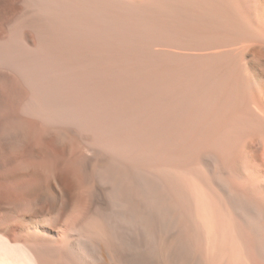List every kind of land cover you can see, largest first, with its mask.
I'll use <instances>...</instances> for the list:
<instances>
[{
    "label": "bare ground",
    "instance_id": "bare-ground-1",
    "mask_svg": "<svg viewBox=\"0 0 264 264\" xmlns=\"http://www.w3.org/2000/svg\"><path fill=\"white\" fill-rule=\"evenodd\" d=\"M2 1L4 2L0 0V3ZM13 1L10 0L8 3ZM67 1L74 3V7L80 6L79 4L90 7L92 3L99 2V0ZM100 1L109 7L119 5L121 11L127 15L140 14L141 16L136 17L133 22V27L140 30L147 32L159 28L161 34L167 37L169 30L174 29L181 35H179L181 40L196 43V46L194 44L187 47L188 54L192 52V56L197 54L201 57H225L227 67L219 66L212 72L200 70L205 80L204 84L196 85V88L191 87L192 85H181L180 82V86L178 84L174 88L172 87L175 83L169 88H167L169 85L165 87L164 83L158 85L156 79L169 78L170 72H163L157 68L155 70V66L154 70L146 68L150 60L147 58L150 55L148 53L145 54L146 57L140 55L141 58L138 59L146 60L142 63L145 65L144 69L141 66L139 67L141 69H134L130 67L132 65L130 63L128 69L124 71L109 69L106 73L102 72L103 78L101 77L99 81L105 77L109 79L110 76L113 78L112 85L115 84L114 79L119 82V85L115 84L117 85L115 88L114 85L107 88L106 85L110 81L107 83L102 80L105 82L104 87L102 84L98 87L101 94L99 97L103 99L105 96V102L107 105L111 104L114 111H111V106L109 111L112 113L107 112L104 118L99 113L98 118L101 117L103 120H95L97 117H90L95 108L90 113L87 110L86 113L90 116L85 113L84 119L80 118L86 128L81 127L82 122L80 123L77 116L71 125L62 123V119L57 120L59 123L54 121L52 126L59 129L57 131L65 143L57 156L55 155L58 163L56 170L51 173L39 170L41 161L37 159L34 142L43 145L49 139L54 140L55 136H50L40 122L30 123L28 139L25 140L24 136V139L21 138L25 142L22 140L20 142L19 137L17 139L15 136L5 135V129L11 120L24 117L21 113L28 100L26 93L19 88V83L16 84L15 80L2 79L0 176L9 178L3 184L0 182V264H264V59L258 54L264 52V0ZM50 2L51 5H55L60 3V0H40L38 5L36 4L39 6L38 11L50 13L48 5ZM60 5L58 9L61 8ZM63 5L66 4L62 3V7ZM101 5L103 6V3ZM33 7L35 8L34 5ZM103 11L102 9L99 13L102 14ZM55 12L52 10L54 17L57 15L59 18L60 11ZM119 14L115 13L113 16L111 14V18L119 21ZM47 15L46 17L50 16ZM80 15V20L90 26L92 22L88 21L89 17L88 19L84 17L91 15L83 16L81 13ZM134 15L132 14V17ZM59 19L60 25L66 24L67 20ZM92 21L94 22L93 19ZM99 21V24H103ZM36 22L39 23L38 20ZM40 22L44 24L43 20ZM29 23L36 25L34 22ZM239 24L241 27H238ZM55 27L58 28V25ZM79 30L81 32V29ZM28 36L25 40H28ZM169 38L170 35L167 39ZM58 39L60 40V37ZM46 40L48 41V38ZM67 43L71 46L69 42ZM52 44L50 43L51 46ZM84 44L82 48H88ZM155 45H158V42ZM57 47L59 49L61 45ZM151 48L153 50V47ZM134 49L129 48V52L132 53L130 50ZM138 49L137 53L140 52ZM96 54L98 55L97 51ZM72 59L74 61V57ZM153 59L155 61V58ZM156 63L158 62L152 64ZM80 65L75 66L80 70ZM84 65L87 66L86 62ZM69 67L71 70L72 66ZM159 67L161 69V66ZM59 70L62 72L60 68ZM87 71L91 72L88 69ZM30 73L32 76V72ZM86 74L90 75L87 72ZM86 74L83 73V76L86 77ZM218 79L223 83L220 87L212 84L213 80ZM52 91L55 92L53 89ZM86 92L89 93V90ZM86 92H83L85 96ZM55 93L57 95V92ZM50 96L52 97L51 94ZM99 100H95L96 103ZM73 101L76 105L79 102ZM28 106L32 113H41L43 109L39 104ZM89 108L92 109L91 106ZM24 118L22 120L26 122Z\"/></svg>",
    "mask_w": 264,
    "mask_h": 264
},
{
    "label": "rangeland",
    "instance_id": "rangeland-1",
    "mask_svg": "<svg viewBox=\"0 0 264 264\" xmlns=\"http://www.w3.org/2000/svg\"><path fill=\"white\" fill-rule=\"evenodd\" d=\"M10 1V0H9ZM9 1H7V0H4V2L2 1L1 3H0V51L2 50V48H3V50L0 52L1 54H0V81H2V79L3 80H5V79H10V80H12V81H14L15 80V82H16V84L17 83H19L18 84V86L20 85V87L19 88H21V90L23 89V92H25L26 93V95H27V106H25L22 110V113H21V115H22V117L24 118V120H26V122L25 121H23L21 118H16V120L14 121V120H11L10 121V123H11V125H10V123L7 125V127H6V129H5V135H8V136H15L17 139H18V137L20 138L19 140H20V142H25V140H27L28 139V135H29V133H30V123L31 122H33V121H38V122H40L41 123V125L43 126V127H45L46 128V130H47V133L51 136V135H53V136H55V139L54 140H51V139H49V140H47V141H45L44 143H43V145H38L36 142H34V149H35V153L37 154V159H39V161H41V164H40V162H39V165L41 166V167H38L39 168V170L40 171H42V172H44V173H51L53 170H56V166H57V163H58V161H57V159H56V156H57V154L61 151V147H63V144L65 143V141H64V139L59 135L60 134V132L59 131H57V130H59V129H57L56 127H53L52 125H53V123H55V122H58L57 120H59L60 121V119H62V123H66L67 125H71L73 122H74V120L76 119L75 117L77 116V118H79V121H80V118L82 119H84V117L86 116V115H88V117L90 116L89 115V113H90V111L91 112H93L94 111V109L93 108H95V111H94V113L96 112V111H98V113H93L95 116H93V114L90 116V117H92V118H94V117H97V118H94L95 120L97 119H101V117H99L98 118V115H99V113H101L100 114V116H103L102 118H104L105 116H107V114L109 113H112L114 110H113V106L111 105V104H109L108 103V105H107V103L105 102V96H103V99H101L99 96H101V94L98 92L99 90V88L98 87H101V84L103 85V87H104V83L102 82V80H104V81H106L107 83L110 81V83H111V85H110V83H106L105 85L107 86V88H112L113 87V85H114V88L117 86V85H115V84H118L119 85V82H117L115 79L113 80V83L115 82V84H113L112 85V79L113 78H111L110 76H109V79L107 78V77H105V79H101L100 81H99V79L102 77L101 75H103L102 74V72H104V73H106V70H109L110 69V71H111V69H112V71L114 70V71H124V69H128V67L130 66V63L133 65H131L130 67H132V68H134V69H144V67H145V65H143L142 63H144L145 61L143 60H138V59H140L142 56L143 57H146V53H148V55L149 56H147V58H149L150 60L148 61V63L146 64V68L148 67V68H151V69H153L154 70V68H153V66H155V70H156V68H157V70H162L163 72H170L169 73V80L166 78V79H164V80H161V79H163V78H157L156 79V81H157V84L159 85V84H165V87L167 86V85H169L167 88H169L170 87V85L172 84V86H173V84H174V86L172 87V88H174V87H176V86H178V84H179V82L181 83V85L183 84V85H189V86H191V87H197V86H200V84H202L203 82H204V77H202L201 76V74H200V72H202V71H200V70H211V72L212 71H214V69L216 68V67H221V68H226L227 67V59H225V57H216V56H207V57H201V56H198L197 54H196V56L194 55V56H192V52H190L189 54H188V51H187V47H189V46H193L194 44V46H196V43H194V42H192V41H188V40H181V35L180 34H178L177 32H175V30L174 29H171V31L169 30V33L167 34V37H169V35H170V38H169V40L167 39V37H164V36H166L165 34L163 35V34H161V29L159 30V28H155V29H153V31H147L146 32V30H140L139 28H136L135 26V28L133 27V22H134V20H136V17H138L139 15H137V13L135 14V13H130V15H127V14H125V12H123V11H121V8L120 7H118V6H116V5H112V6H108V4L106 5L108 8H106V6H105V2H103V1H100L99 0V2H96V3H92L91 5H90V7L89 6H85L84 4H79L80 6H75L74 7V3H72V2H70V1H67V0H60V3H61V5H60V3L58 2L57 4H55V5H51V2L48 4L49 5V9H51V11H50V13H52V10H53V12H55L56 10L58 11H60L59 12V14H58V16H60L59 18H61V19H63V20H67L66 21V24H63L64 23V21H63V23H62V21H61V23L63 24V25H60V23H58L59 22V18H57V15H55V17H54V13H52V14H50V13H48V11H46V12H44V11H38L39 10V6L37 7V5H38V3L40 2V0H39V2H38V0H14L13 1V3L12 2H10V4L8 3ZM32 1H34V2H32ZM37 1V2H36ZM62 1V2H61ZM28 2V3H27ZM103 3V6L101 5L102 3ZM3 3V4H2ZM62 3H64V4H66L65 6L63 5V7H62ZM68 3H70V4H68ZM101 3V4H100ZM12 4H14V5H12ZM24 4V5H23ZM35 6V8H37V9H35L34 7H33V5ZM37 4V5H36ZM60 5V7L62 8H60V9H58V7H59V5ZM70 5V6H68V5ZM72 4V5H71ZM74 4V5H73ZM99 6H98V5ZM95 5V6H94ZM29 6V7H28ZM55 6L57 7V8H55ZM73 6V7H72ZM118 7L117 9H115L116 7ZM27 7V8H26ZM53 7V8H52ZM66 7V8H65ZM67 7H69V8H67ZM70 7H72V8H70ZM85 8V9H83V8ZM87 7V8H86ZM96 7L98 8V9H96ZM100 7V8H99ZM115 7V8H114ZM18 8V9H17ZM32 8V9H31ZM76 8H78V9H76ZM91 8H95V9H92L91 10ZM63 9H65V10H63ZM68 9H70V10H68ZM75 9V10H74ZM81 9V10H80ZM87 9H88V11H87ZM102 9L104 10L103 12H101L102 14H100L99 13V11L101 10L102 11ZM105 9H108V10H105ZM120 9V10H119ZM17 10H18V12H17ZM32 10V12H30ZM84 10V11H83ZM85 10L87 11V12H85ZM91 10V11H90ZM94 10H95V12H94ZM97 10H98V12H97ZM112 10H115V12H113ZM16 11V12H15ZM57 11L55 12V13H57ZM62 11V12H61ZM64 11L65 12H67L66 14L64 13ZM34 12H37L36 14L34 13ZM77 14H76V13ZM83 12V13H82ZM93 13V14H90V13ZM97 12V13H96ZM104 12H106V13H104ZM108 12H109V14H108ZM123 13V14H121V13ZM7 13V14H6ZM17 13V14H16ZM25 13V14H24ZM40 13H42V14H44V16L42 15V14H40ZM62 13V14H61ZM80 13L83 15V16H86V15H91V16H93V17H91V16H87V17H84L85 19L87 18L88 19V17H89V19H88V21L90 20V22H92V23H90V26H89V24L88 23H86V24H84V21H81L80 20V18H79V16H81L80 15ZM88 13V14H87ZM99 13V14H98ZM103 13H104V15H103ZM119 14L118 15V17L120 18V20L119 21H117L116 19L115 20H113V18H111L112 16H113V14ZM18 14H20V15H18ZM30 14H32V15H30ZM33 14H35V16L38 18H36V17H34V15ZM40 14V15H39ZM48 14V15H47ZM70 16H69V15ZM98 14V15H97ZM111 14H112V16H111ZM132 14L134 15L133 17H132ZM12 15V16H11ZM16 15V16H15ZM24 15V16H23ZM29 15V16H28ZM39 15V16H38ZM46 15L47 16H49V17H46ZM63 17H62V16ZM76 15V17L74 18V16ZM102 15V16H101ZM107 15V16H106ZM3 16V17H2ZM7 16V17H6ZM21 16V17H20ZM27 16V17H26ZM31 16V17H30ZM65 16H66V18H65ZM78 16V17H77ZM96 16H98V18L96 17ZM103 16H104V18H103ZM106 16V17H105ZM109 16H110V18H109ZM123 16V17H122ZM141 16V15H140ZM18 17V18H17ZM39 17H41L40 18V20H39ZM46 17V18H45ZM50 17H52V18H50ZM54 17V18H53ZM96 17V18H95ZM107 17L109 18V19H107ZM124 17H125V19H124ZM135 17V18H134ZM7 18V19H6ZM23 18V19H22ZM33 18H35L34 20H33ZM50 18V19H49ZM73 19V21L71 22V20ZM77 18V19H76ZM100 18V19H99ZM122 18V19H121ZM133 18V19H132ZM12 19V20H11ZM19 19V20H18ZM21 19V20H20ZM25 19V20H24ZM32 21H31V20ZM53 19H56V20H58V21H56V20H53ZM69 19V20H68ZM71 19V20H70ZM76 19V20H75ZM92 19L94 20V22L92 21ZM97 19H99V20H97ZM128 19V20H127ZM15 20V21H14ZM38 20V22L39 23H41L40 21L41 20H43L44 22V24L42 25V23L41 24H36L37 21ZM46 20H48V21H50V22H48V21H46ZM79 20V21H78ZM102 20V21H101ZM105 20V21H104ZM130 20V21H129ZM12 21V22H11ZM15 23H14V22ZM20 21V22H19ZM25 24H20V23H22V22ZM25 21V22H24ZM53 21H56V22H53ZM68 21H70L69 23H68ZM82 23H81V22ZM96 21V22H95ZM98 21L99 22H101V23H103V24H99L98 23ZM110 21V22H109ZM111 21H114L113 23L111 22ZM121 21H124V22H121ZM129 21V22H128ZM29 22H34L36 25H33V24H30ZM45 22H47V23H45ZM74 22H75V24H77L76 26H74L75 24H74ZM77 22H79V23H77ZM109 22V23H108ZM130 22H132V23H130ZM19 23V24H18ZM97 23V24H96ZM112 23V24H111ZM17 24V25H16ZM58 25V28H56L55 26H57ZM73 26H72V25ZM80 24V25H79ZM83 24V25H82ZM88 24V25H87ZM93 24V25H92ZM96 26H95V25ZM105 24V25H104ZM16 25V26H15ZM20 27H19V26ZM28 25V26H27ZM39 25H41V26H39ZM45 25V26H44ZM49 25H52V26H49ZM66 27H65V26ZM92 25V26H91ZM98 25H99V27H98ZM113 25H115V26H113ZM129 25V26H128ZM39 26V27H38ZM49 26V27H48ZM59 26H61V27H59ZM109 28H108V27ZM126 26V27H125ZM241 27V25L239 24L238 25V27ZM15 27V28H14ZM28 27V28H27ZM44 27H45V30H44ZM51 27V28H50ZM62 27H65V28H62ZM71 28V29H69V28ZM74 27V28H73ZM83 27H86V28H83ZM92 27V28H91ZM95 27L96 28H99V29H95ZM102 29H101V28ZM118 27V28H117ZM21 28V29H20ZM34 28V29H33ZM41 28H42V30H41ZM60 28V29H59ZM76 28V29H75ZM125 28H126V30H125ZM130 28L132 29V30H130ZM15 29V30H14ZM49 29H50V31H49ZM62 29H64L63 31H62ZM73 29V30H72ZM79 29H81V32H79L80 30ZM105 29V30H104ZM121 29V30H120ZM123 29V30H122ZM135 29V30H134ZM18 30V31H17ZM28 30V31H27ZM31 30H32V32H31ZM34 30V31H33ZM44 30V31H43ZM47 30L49 31V32H47ZM55 30V31H54ZM57 30V31H56ZM78 30V31H77ZM88 30V31H87ZM130 30V31H129ZM156 30V31H155ZM16 31V32H15ZM22 31H24V32H22ZM46 31V32H45ZM62 31V32H61ZM72 31V32H71ZM77 31V32H76ZM86 31H87V33H86ZM98 31V32H97ZM132 31H133V33H132ZM136 31H138V32H136ZM143 31H145V32H143ZM18 32V33H17ZM21 32V33H20ZM27 32V33H26ZM29 32V33H28ZM40 32H41V34H40ZM57 32V33H56ZM74 32V33H73ZM78 32H79V34H78ZM102 32V33H101ZM112 32V33H111ZM140 32H141V34H140ZM159 32H160V34H159ZM23 33H24V35H23ZM52 33V34H51ZM60 33V34H59ZM64 33V34H63ZM99 33V34H98ZM134 33H136L135 35H134ZM155 33H156V35H155ZM170 33H172V34H174V35H176L175 37H174V35H171ZM176 33V34H175ZM10 34V35H9ZM16 34V35H15ZM46 34H50V35H46ZM71 34V35H70ZM87 34V35H86ZM129 34H130V36H129ZM158 34V35H157ZM8 35V36H7ZM11 35H12V37H11ZM19 35H21V36H19ZM26 35V36H25ZM29 35V36H28ZM31 35H33V36H31ZM52 35H54V36H52ZM102 35V36H101ZM160 35V36H159ZM161 35H162V37H161ZM180 35V36H179ZM15 36V37H14ZM28 36V40H25V37H27ZM37 36V37H36ZM60 37V40L58 39L59 37ZM67 36V37H66ZM70 36V37H69ZM154 36H156V37H154ZM6 37V38H5ZM17 37V38H16ZM21 39H20V38ZM50 37H53V38H51L50 39ZM56 37H58V38H56ZM76 37V38H75ZM106 37V38H105ZM142 37H144V38H146V39H142ZM180 37V38H179ZM10 38V39H9ZM33 38V39H32ZM38 38H39V40H38ZM43 38L45 39V40H43ZM48 38V41L46 40ZM120 38V39H119ZM126 38V39H125ZM164 40H163V39ZM172 38H175L174 40L175 41H177L176 43L174 42V40L172 39ZM18 41H17V40ZM81 39V40H80ZM90 39V40H89ZM108 39V40H107ZM118 39V40H117ZM130 41H129V40ZM160 39V40H159ZM171 39V40H170ZM180 39V40H179ZM21 40V41H20ZM41 40V41H40ZM44 42H43V41ZM71 42H70V41ZM78 40V41H77ZM100 40V41H99ZM139 42H137V41ZM140 40V41H139ZM142 40V41H141ZM161 40H163L162 42H161ZM173 40V41H172ZM179 40V41H178ZM8 41H10V42H8ZM26 41H28V42H26ZM35 41V42H34ZM77 41V42H76ZM80 41V42H79ZM136 41V42H135ZM147 41V42H146ZM154 41H156V43L158 42V45H155L156 43L154 42ZM160 41V42H159ZM3 42H4V44H3ZM15 42V43H14ZM20 43V44H18V43ZM26 42V43H25ZM52 42H54L53 44H52ZM55 42H57V43H55ZM63 42H64V47H63ZM67 42H69L70 44L69 45H71V46H68V43ZM119 44H118V43ZM154 42V43H153ZM169 42V43H168ZM191 42L193 43V44H191ZM8 44V45H6V44ZM38 43V44H37ZM41 43H43V44H41ZM46 43V44H45ZM50 43L52 44V46L50 45ZM82 45H81V44ZM85 43V44H84ZM91 44V46H89L90 44ZM154 44V46H151V47H153V50H151L152 48L149 46V45H151V44ZM172 43V44H171ZM17 44V45H16ZM26 44V45H25ZM41 44V45H40ZM59 44V45H58ZM83 44H84V46H88V48L89 47H92V48H89V50H87L88 48L86 47V49H84L85 47H83L82 48V46H83ZM88 44V45H87ZM93 44V45H92ZM116 44V45H115ZM170 45L169 47H168V45ZM182 44H184V45H182ZM2 45V46H1ZM29 45V46H28ZM47 45V47H45ZM61 45V47L59 48L60 49V51H59V49H58V47L57 46H60ZM145 45V46H144ZM163 45L165 46V47H163ZM177 45V46H176ZM179 45V46H178ZM184 46L183 48H182V46ZM21 46H23V47H21ZM25 46V47H24ZM77 46V47H76ZM79 46V47H78ZM81 46V47H80ZM126 46V47H125ZM132 46V47H131ZM141 46H142V48H141ZM177 47V51L178 52H176V47ZM186 46V47H185ZM2 47V48H1ZM11 47V48H10ZM20 47V48H19ZM43 47V48H42ZM57 47V48H56ZM110 47H112V48H110ZM127 47H128V49H127ZM146 47V48H145ZM5 48L7 49L6 51H5ZM21 49V50H19V49ZM62 48V49H61ZM81 50H80V49ZM94 48V49H93ZM97 48V49H96ZM119 48V49H118ZM123 48V49H122ZM129 48H135L134 50H130V51H132V53L131 52H129ZM139 48V49H138ZM147 48H149L148 50H147ZM171 48V49H170ZM175 48V49H174ZM13 49H15V50H13ZM22 49H23V51H22ZM30 49V50H29ZM36 49V50H35ZM56 49H57V51H56ZM63 49H65V50H63ZM79 49V50H78ZM103 49V50H102ZM107 49V50H106ZM109 49V50H108ZM126 49V50H125ZM136 49H138L140 52L139 53H137L138 51L136 50ZM171 51H170V50ZM10 50V51H9ZM12 50V51H11ZM27 50V51H26ZM41 50V51H40ZM63 50V51H62ZM68 50V51H67ZM82 50H85V51H82ZM93 50V51H92ZM95 50V51H94ZM125 50V51H124ZM144 50L146 51V52H144ZM167 50V51H166ZM5 51V52H4ZM18 51V52H17ZM33 51V52H32ZM39 51V52H38ZM48 51V52H47ZM87 51V52H86ZM96 51H97V53H98V55L96 54ZM112 51V52H111ZM119 51V52H118ZM149 51V52H148ZM153 51V52H152ZM157 51V52H156ZM166 51V52H165ZM168 51H170L169 53H168ZM3 52V53H2ZM29 52H30V54H29ZM42 52V53H41ZM77 52V53H76ZM89 52H91V54H89ZM93 52V53H92ZM104 52V53H103ZM131 53V54H129V53ZM137 54H135V53ZM141 52H144V54H142ZM152 52V53H151ZM156 54H155V53ZM165 52V53H164ZM26 53V54H25ZM48 53V54H47ZM57 53V54H56ZM65 53H71L72 55H65ZM88 53V54H87ZM126 53V54H125ZM195 53V52H194ZM3 54H4V57H3ZM5 54H7L6 56H5ZM9 54V55H8ZM13 56H12V55ZM17 56H16V55ZM32 54L34 55V56H32ZM76 56H75V55ZM96 54V55H95ZM102 54V55H101ZM108 54V55H107ZM111 54V55H110ZM146 54V55H145ZM151 54H153V55H151ZM185 54H188V55H185ZM191 54V55H190ZM258 54L262 57V59H264V52L262 51V52H258ZM18 55H25V56H21V57H19ZM40 55V56H39ZM49 55V56H48ZM51 55V56H50ZM83 57H82V56ZM101 55V56H100ZM125 55V56H124ZM138 57H136V56ZM140 55H141V57H140ZM145 55V56H144ZM2 56V57H1ZM7 56H8V58H7ZM10 56V57H9ZM15 56V57H14ZM26 56H30L29 58L31 59H29L28 57H26ZM48 56V57H47ZM71 56V57H70ZM78 56V57H77ZM80 56H81V58H80ZM85 56V57H84ZM88 56V57H87ZM90 56H92V60L90 59ZM94 56H96V57H94ZM100 56V57H99ZM17 57V58H16ZM23 57V58H22ZM38 57V58H37ZM45 57V58H44ZM62 57V58H61ZM70 59H69V58ZM74 57V61L76 62H74L73 61V58ZM78 59H77V58ZM126 57V58H125ZM131 57V58H130ZM133 57V58H132ZM199 57V58H198ZM3 58V59H2ZM12 58V59H11ZM14 58V59H13ZM16 58V59H15ZM51 58H52V61H51ZM56 58V59H55ZM59 58H61V59H59ZM64 58V59H63ZM84 58V59H83ZM153 58H155V61H153L154 59ZM181 58V59H180ZM197 58V59H196ZM8 59V60H7ZM17 59H18V61H17ZM24 59V60H23ZM34 59V60H33ZM37 59H39V61L37 60ZM66 59V60H65ZM68 59H69V61H68ZM93 59H94V62L95 63H93ZM101 59V60H100ZM113 59H115V60H113ZM125 59V60H124ZM176 59V60H175ZM6 60V61H5ZM12 60V61H11ZM27 60V61H26ZM41 60H43V61H41ZM45 60V61H44ZM55 60V61H54ZM71 60V61H70ZM87 60H88V62H87ZM98 60V62H96V61ZM105 60H107V61H105ZM110 60H112V61H110ZM31 61V62H30ZM49 61V62H48ZM62 61H63V63H62ZM114 61V62H113ZM158 62V63H156V64H152L153 62ZM20 62V63H19ZM22 62H24V63H22ZM26 62V63H25ZM28 62V63H27ZM33 62V63H32ZM66 62H68V63H66ZM82 62V63H81ZM85 62H86V65L87 66H85L84 64H85ZM124 62H126V63H124ZM137 62V63H136ZM171 62H173V63H171ZM30 63H32V64H30ZM55 63H56V65H55ZM121 63H123L122 65H121ZM151 63V64H150ZM160 63V64H159ZM164 64V65H161V64ZM191 63V64H190ZM13 64V65H12ZM27 64V65H26ZM30 64V65H29ZM34 64H36V65H34ZM38 64V65H37ZM49 64V65H48ZM58 64V65H57ZM81 64V65H80ZM83 64V65H82ZM89 64H91V65H89ZM102 64V65H101ZM115 64V65H114ZM134 64H135V66H134ZM136 64H137V66H136ZM148 64H149V66H148ZM159 64V65H158ZM165 64H167V65H165ZM169 64V65H168ZM257 64V63H256ZM32 65V66H31ZM41 65V66H40ZM43 65V66H42ZM53 65H54V67H53ZM72 66L71 68V70H73V71H76V72H78L77 74L74 72L73 73V71H71L70 70V67L69 66ZM74 65V66H73ZM75 65H80V70L78 69V66H75ZM93 65H94V67H93ZM95 65H96V67H97V70H96V67H95ZM110 65H112L111 66V68H105V67H110ZM125 67H124V66ZM150 65H152L151 67H150ZM178 65V66H177ZM13 66V67H12ZM15 66V67H14ZM31 66V67H30ZM66 66V67H65ZM83 66V67H82ZM90 66H92V67H90ZM100 66V67H99ZM113 66H114V68H113ZM116 66H117V68H116ZM141 66V68H139ZM159 66H161V69H160V67ZM20 67V68H19ZM27 67V68H26ZM33 69L32 71H30L31 69ZM40 67H41V69H40ZM42 67H44V68H42ZM49 67V68H48ZM52 67L53 68H57L56 70L54 69H52ZM63 67V68H62ZM75 67H77V68H75ZM85 67V68H84ZM102 67V68H101ZM127 67V68H126ZM136 67V68H135ZM164 67H165V69H164ZM168 67V68H167ZM177 69H176V68ZM185 67V68H184ZM203 67V68H202ZM213 67V68H212ZM259 69H260V66L258 65L257 66ZM26 68V69H25ZM30 70H29V69ZM48 70H47V69ZM59 68L61 69V71L62 72H60V70H59ZM89 70V71H91V72H88L87 71V69ZM105 68V70L104 71H101V70H103ZM122 68V69H121ZM132 68H130V69H132ZM212 68V69H211ZM18 69H20V70H18ZM23 69V70H22ZM25 69V70H24ZM44 69H45V71H44ZM83 71H85L86 70V72L89 74L90 73V75H92L93 73H94V70H96L95 72L100 76H98L96 73L94 74V75H92L93 77H94V80H93V77L91 78V76L90 75H87L86 74V72H83ZM98 69H100L99 71H98ZM129 69V70H130ZM164 69V70H163ZM187 69V70H186ZM36 70V71H35ZM69 71V72H66V71ZM79 70V71H78ZM174 70V71H173ZM21 71V72H20ZM26 71L28 72V73H26ZM63 71H65L66 73H64ZM171 71H173V72H171ZM197 71V72H196ZM25 72V73H24ZM30 72H32V76H31V73ZM39 72V73H38ZM49 73V74H47V73ZM54 72H56L54 75H53V73ZM93 72V73H92ZM98 72H100V73H98ZM44 73V74H43ZM58 73V74H57ZM60 73V74H59ZM64 73V74H63ZM79 73H82V74H79ZM83 73H85L89 78H86L85 77V75L83 76ZM171 73H173V74H171ZM74 74V75H73ZM76 74V75H75ZM23 75H25V77L23 76ZM46 75V76H45ZM56 75V76H55ZM60 75H66L65 76V79L63 78L64 76H61L60 77ZM74 77H72V76ZM106 74H104V76H105ZM28 76H31V78L30 77H28ZM34 76V77H33ZM70 76V77H69ZM82 76V77H81ZM9 77V78H8ZM27 77V78H26ZM38 77V78H37ZM43 77V78H42ZM72 77V78H71ZM175 77V78H174ZM13 78V79H12ZM48 78V79H47ZM55 78V79H54ZM68 78H70V79H68ZM98 78V79H97ZM103 78V77H102ZM73 79H75V80H73ZM85 79V80H84ZM88 79H90V80H88ZM108 79V80H107ZM158 79H160V80H158ZM177 79V80H176ZM33 80V81H32ZM44 80V81H43ZM49 80H50V82H49ZM51 80H53V81H51ZM92 80V81H91ZM95 80H97V81H95ZM172 80V81H171ZM31 81V82H30ZM36 81H38V82H36ZM41 81V82H40ZM59 81H61V82H59ZM78 81V82H77ZM89 81H90V83H89ZM100 83H99V82ZM156 81H155V83L154 84H156ZM159 81V82H158ZM163 81H167V83L166 82H163ZM184 81V82H183ZM57 82V84H55ZM76 82V83H75ZM83 82V83H82ZM94 82H97L96 84H94ZM102 82V83H101ZM36 83V84H35ZM40 83V84H39ZM61 85H60V84ZM79 83H80V85H79ZM94 84L93 86H92V84ZM169 83V84H168ZM68 84V85H67ZM90 86H88V85ZM204 84V83H203ZM212 84L214 85V86H217V87H220L223 83H222V81L220 80V79H218V80H213L212 81ZM43 85V86H42ZM49 85H50V87H51V89H50V87H49ZM58 85V86H57ZM67 85V86H66ZM79 85V86H78ZM100 85V86H99ZM108 85H109V87H108ZM195 85V86H194ZM197 85V86H196ZM48 87V90H47V87ZM60 86V87H59ZM62 86V87H61ZM92 86V87H91ZM105 86V87H106ZM110 86H112V87H110ZM179 86H180V84H179ZM79 87V88H78ZM88 87V88H87ZM93 87H96V89L94 88L93 89ZM25 88V89H24ZM40 88V89H39ZM75 88H77V89H75ZM93 90H92V89ZM52 89L53 90H55V92H57V95H56V93L54 92V91H52ZM70 89H72V91L70 90ZM63 90H64V92H63ZM68 90H69V92H68ZM84 90V91H83ZM89 90V93H90V90L92 91L90 94L88 93V92H86V91H88ZM34 91V92H33ZM43 91V92H42ZM51 91V92H50ZM72 93H71V92ZM86 92V94L88 95L89 94V96H85L84 94L85 93H83V92ZM94 91V92H93ZM42 92V93H41ZM49 92V93H48ZM60 92V93H59ZM59 93V94H58ZM81 93H83V94H81ZM99 93V94H98ZM50 94L52 95V97L50 96ZM63 96H62V95ZM67 94V95H66ZM78 94V96L76 97V95ZM53 95H54V98H53ZM65 95H66V97H65ZM72 95V96H71ZM82 95H84L83 97H81ZM93 95H95V96H93ZM103 95V94H102ZM57 96V97H56ZM61 96V97H60ZM35 97V98H34ZM71 97V98H70ZM80 97V98H79ZM85 97L87 98L86 100H84L85 99ZM97 97V98H96ZM29 98V99H28ZM53 98V99H52ZM62 98V99H61ZM65 98V99H64ZM69 98V99H68ZM82 98V99H81ZM95 98V99H94ZM33 99V100H32ZM72 99V100H71ZM80 99V100H79ZM98 99H100L99 100V102H97L96 103V101L98 100ZM43 100V101H42ZM47 100V101H46ZM54 100H56V101H54ZM73 100H75V102L76 101H82L81 103H79V104H82V106L81 107H79L80 105L77 103V105L76 104H74V101ZM96 100V101H95ZM73 101V102H72ZM67 102V103H66ZM93 102H94V105H96V106H94L93 105ZM46 103V104H45ZM66 103V104H65ZM72 103V104H71ZM84 103V104H83ZM89 103V105H87ZM104 103H106V104H104ZM32 104H39V105H41L42 106V111H41V113H32V110L30 109V106H28V105H32ZM65 105V106H64ZM66 105H68V106H66ZM71 105H73V106H71ZM77 106L76 108L77 109H75V106ZM79 105V106H78ZM104 105H105V107H104ZM48 106V107H47ZM70 106V107H69ZM87 106H88V108H87ZM92 107V109L90 110V108L89 107ZM97 106H99V107H97ZM112 106V107H111ZM28 107V108H27ZM103 107V108H102ZM107 107V108H106ZM111 107V108H110ZM69 110H68V109ZM81 110H80V109ZM87 108V109H86ZM109 108L111 109V111H109ZM84 109H86V110H84ZM98 109H100V111L98 110ZM102 109V110H101ZM107 109V110H106ZM26 110V111H25ZM55 110V111H54ZM62 110V111H61ZM87 110L89 111V113H86L87 112ZM93 110V111H92ZM31 111V112H30ZM51 111V112H50ZM83 111V112H82ZM34 112V111H33ZM58 112H60V113H58ZM70 112V113H69ZM104 112V113H103ZM108 112V113H107ZM24 113V114H23ZM54 113H56V114H54ZM85 113H86V115H85ZM107 113V114H106ZM41 114V115H40ZM53 114V115H52ZM60 114H61V116H60ZM97 114V115H96ZM26 115V116H25ZM36 116L37 115V117H39V118H35L34 116ZM50 115V116H49ZM58 115V116H57ZM65 115V116H64ZM72 115V116H71ZM75 115V116H74ZM60 116V117H59ZM34 117V118H33ZM74 117V118H73ZM43 118V119H42ZM50 118V119H49ZM52 118V119H51ZM72 118H73V120H72ZM22 120V121H21ZM65 120V121H64ZM101 120H103V119H101ZM21 121V122H20ZM49 121V122H48ZM55 121V122H54ZM82 122V120L80 121V123ZM15 123V124H14ZM59 123V122H58ZM81 125H83L84 126V124H83V122L81 123ZM8 126H10V127H8ZM66 126V125H65ZM83 126H81L82 128H86L85 126L83 127ZM53 128H55V129H53ZM7 130H9V131H7ZM23 136L24 137H26V139L25 140H23L24 138H23ZM21 138H23V139H21ZM22 140V141H21ZM61 141V142H60ZM54 142V143H53ZM62 145V146H61ZM55 146V147H54ZM44 148V149H43ZM59 148V149H58ZM45 150V152L43 151V150ZM47 151V152H46ZM53 152V153H52ZM52 153V154H51ZM39 154V155H38ZM47 155V156H46ZM56 155V156H55ZM42 156V157H41ZM55 157V158H54ZM48 158H49V161H48ZM54 158V159H53ZM56 159V160H55ZM53 160V161H52ZM44 164H43V163ZM49 162V163H48ZM53 162V163H52ZM55 162V163H54ZM48 164V165H47ZM46 165H47V168H46ZM43 166V167H42ZM49 168V169H48ZM51 168V169H50ZM8 178H9V176H0V182L3 184V183H5L4 181H7L8 180Z\"/></svg>",
    "mask_w": 264,
    "mask_h": 264
}]
</instances>
